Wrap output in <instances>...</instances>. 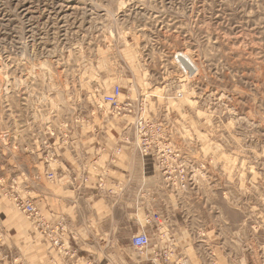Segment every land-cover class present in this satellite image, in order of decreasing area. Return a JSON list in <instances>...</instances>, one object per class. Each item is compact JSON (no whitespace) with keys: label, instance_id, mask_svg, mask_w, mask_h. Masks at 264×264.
Segmentation results:
<instances>
[{"label":"rangeland","instance_id":"obj_1","mask_svg":"<svg viewBox=\"0 0 264 264\" xmlns=\"http://www.w3.org/2000/svg\"><path fill=\"white\" fill-rule=\"evenodd\" d=\"M115 86L153 177L151 210H173L181 240L210 258L264 264V0H0V156L109 111ZM2 171L8 207L29 224L20 203L34 202ZM13 235L0 227V264H29Z\"/></svg>","mask_w":264,"mask_h":264},{"label":"crops","instance_id":"obj_2","mask_svg":"<svg viewBox=\"0 0 264 264\" xmlns=\"http://www.w3.org/2000/svg\"><path fill=\"white\" fill-rule=\"evenodd\" d=\"M129 124L123 116L98 109L75 117L47 144L37 140L26 146H3L7 155L0 156V215L5 220L0 227L13 232L16 254L29 264H134L129 241L141 229L143 215L151 210L152 195L146 185L153 177L145 176L144 161L134 156ZM3 166L17 175L16 187L28 191L40 222L25 223L8 207L3 184L8 176ZM48 173L53 174L52 180ZM138 200L143 209L140 217L133 211ZM155 207L164 217L146 228L150 245L142 264L233 262L226 257L210 258L205 250L203 254L202 244L182 241L181 224L173 210ZM167 230L170 239H159V233ZM56 232L75 250L72 258L54 252L45 234Z\"/></svg>","mask_w":264,"mask_h":264},{"label":"built area","instance_id":"obj_3","mask_svg":"<svg viewBox=\"0 0 264 264\" xmlns=\"http://www.w3.org/2000/svg\"><path fill=\"white\" fill-rule=\"evenodd\" d=\"M121 95V90L118 86H115L111 89V91L108 94H105L102 97V103H104L106 106L109 107V112L112 115L116 116H122L123 113L121 111L128 110V104L126 105H120L119 103V97ZM143 128V127H142ZM139 140H140V149L142 156H148L150 149V141L145 133H142L138 131ZM155 146V145H153ZM47 177L52 180L54 178L52 173H48ZM21 208L24 212H26L29 215V218L32 221L37 220V222H40L39 219V213L37 208L32 203H26L21 204ZM162 219V216L159 214V212L155 211H147L145 217H143L142 224H141V230L137 232L136 234L132 235L130 239L131 246L140 251L144 252L150 245V238L148 236V233L146 232V228L154 225L159 222ZM50 237V240L54 244V246L57 247V249L60 252H63L65 255L72 256V253L70 252V249L66 246L65 242L62 240V236L60 232L53 233L51 235L47 234Z\"/></svg>","mask_w":264,"mask_h":264},{"label":"bare ground","instance_id":"obj_4","mask_svg":"<svg viewBox=\"0 0 264 264\" xmlns=\"http://www.w3.org/2000/svg\"><path fill=\"white\" fill-rule=\"evenodd\" d=\"M181 57H182V56H181ZM183 58H184V57H183ZM181 59H182V58H181ZM186 59H187V58H186ZM186 59H184L183 61H185ZM180 61H181V60H180ZM183 61H182V62H183ZM186 61H188V59H187ZM184 63H185V62H184ZM184 63H183V64H184ZM189 64H191V63H189ZM189 64H188V65H189ZM186 66H187V65H186ZM189 66H190V65H189ZM187 67H188V66H187Z\"/></svg>","mask_w":264,"mask_h":264}]
</instances>
